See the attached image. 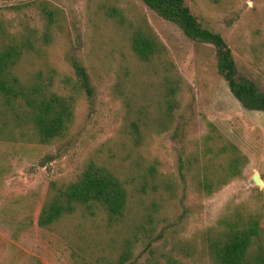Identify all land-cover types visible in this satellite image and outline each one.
Here are the masks:
<instances>
[{
  "label": "rangeland",
  "instance_id": "rangeland-1",
  "mask_svg": "<svg viewBox=\"0 0 264 264\" xmlns=\"http://www.w3.org/2000/svg\"><path fill=\"white\" fill-rule=\"evenodd\" d=\"M185 2L226 39L239 75L264 91V0ZM113 8L130 19L146 18L185 82L175 123L158 131L148 122L141 149L129 129L137 122L136 92L125 83L135 60L127 32L107 15ZM0 25L32 44L37 69L69 77L67 91L77 101L67 139L50 145L0 142V264H73L68 244L37 221L49 183L76 176L93 158L131 174L134 207L160 222L157 230L181 222L178 231L188 238L237 210L262 216L264 225V113L246 110L233 97L211 45L191 41L140 0H0ZM69 56L84 63L94 96L74 90ZM235 158L238 171L231 176ZM151 166L172 191L162 197L166 202H156L159 210L151 202L160 196L141 203L144 195H138L144 184L152 194L143 177ZM255 175L261 186L253 183ZM205 176L211 193L199 187Z\"/></svg>",
  "mask_w": 264,
  "mask_h": 264
},
{
  "label": "trees",
  "instance_id": "trees-1",
  "mask_svg": "<svg viewBox=\"0 0 264 264\" xmlns=\"http://www.w3.org/2000/svg\"><path fill=\"white\" fill-rule=\"evenodd\" d=\"M140 1L178 26L191 41L211 45L216 52L217 72L233 97L246 110L264 113V91L253 79L239 75L226 39L193 14L185 0ZM107 15L127 32L135 60L125 83L136 92L137 122H130L129 129L132 144L141 149L148 122L158 131L168 130L175 123L185 82L145 17L130 19L116 8ZM37 60L31 43L0 25V142L50 145L71 133L77 102L75 93L67 91L72 81L67 76L60 78L55 71L37 69ZM67 60L76 76L74 90L89 98L94 96L84 63L73 56ZM232 149L237 152L236 147ZM238 165L235 158L229 175L237 174ZM143 177L151 183L152 194L144 184L138 192L144 195L141 203L160 196L151 202L159 210L156 202H166L162 197L171 195V188L154 166L148 167ZM208 179L205 176L199 187L211 193L213 186ZM138 210L134 207L131 174L93 158L76 176L49 183L37 224L68 244L73 264H264L260 215L237 210L217 225L183 238L178 231L181 222L157 230L160 222Z\"/></svg>",
  "mask_w": 264,
  "mask_h": 264
},
{
  "label": "water",
  "instance_id": "water-1",
  "mask_svg": "<svg viewBox=\"0 0 264 264\" xmlns=\"http://www.w3.org/2000/svg\"><path fill=\"white\" fill-rule=\"evenodd\" d=\"M252 181L257 186H261L262 185V182H261L260 178L257 175L253 176Z\"/></svg>",
  "mask_w": 264,
  "mask_h": 264
}]
</instances>
